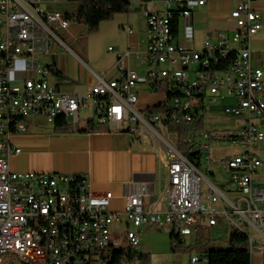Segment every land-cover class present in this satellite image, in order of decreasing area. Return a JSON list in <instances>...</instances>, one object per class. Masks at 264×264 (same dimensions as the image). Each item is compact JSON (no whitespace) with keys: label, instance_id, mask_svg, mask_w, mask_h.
<instances>
[{"label":"built area","instance_id":"obj_1","mask_svg":"<svg viewBox=\"0 0 264 264\" xmlns=\"http://www.w3.org/2000/svg\"><path fill=\"white\" fill-rule=\"evenodd\" d=\"M155 1L161 8L143 12L149 34L141 57L145 70L128 69L124 59L129 52L119 53L113 73L97 75L95 84L81 95L65 90L63 81L55 82L53 65L40 62L56 55L53 39L69 49L70 39L84 37L85 33L69 35L71 26L81 23H72L62 11L44 8L42 0H0V264H102L108 249H118L113 233L119 225L129 227L126 237L135 251L142 245L141 226H167L184 239L202 224L196 218L199 214L206 215L212 227L225 219L248 235L249 249L264 250V242L255 243L245 228L264 226V189L253 179L264 164L258 148L264 145V70L252 64L250 44L262 28V15L253 8V0L239 1L230 12L231 33L217 31L214 39H205L202 50H192L176 41L173 28L184 22L186 36L192 37L193 9L207 0ZM231 52L235 57L226 70L212 69ZM19 67L30 76L15 80ZM141 87L162 92L164 99L156 104L161 107L138 109ZM226 95H232L233 102L221 105V110L244 116L238 132L227 138L244 152L220 163L221 171L229 175L227 190L210 184L212 192L203 200L200 161L183 154L177 133L173 142L160 128L187 127L183 142L202 157L210 150L212 135L196 125L206 105L215 107ZM89 105L96 124L149 140L166 153V209H152L143 194L131 192L125 196L124 210L114 212L113 192L94 193L86 174L11 167L10 158L22 151L13 136L26 130L31 117L55 125L52 113L61 110V118L76 127L80 110ZM206 158L210 159L209 153ZM202 260L207 261L193 256L191 263Z\"/></svg>","mask_w":264,"mask_h":264},{"label":"crops","instance_id":"obj_2","mask_svg":"<svg viewBox=\"0 0 264 264\" xmlns=\"http://www.w3.org/2000/svg\"><path fill=\"white\" fill-rule=\"evenodd\" d=\"M239 1L242 0H207L204 5L196 6L190 20L193 36H186L184 22H181L176 41L188 49L202 50L205 39L207 37L214 39L217 31L231 33L234 24L230 12ZM41 5L46 9L59 10L65 14L77 8L76 3L65 0H42ZM252 6L262 15V28L251 37V59L255 67L264 70V0H253ZM159 8L161 4L155 0H131L129 12L116 13L112 19L101 23L99 32L103 31L118 45L116 53H110V58H98L96 51L90 52L83 42L86 34L82 38L70 39L69 49L56 51V55L50 60V64L63 75V77L54 75L56 78L53 80L63 81L62 86L68 92L84 95L95 84L97 75L113 73L119 59L118 54L127 52L129 55L124 59L126 67L143 72L146 63L141 57L149 38L148 24L143 12ZM128 28L132 30L129 31ZM86 30L87 27L84 24L72 25L69 35L85 33ZM230 45L233 49L237 48L235 43L231 42ZM90 58L93 62H90ZM104 62L107 66H102ZM30 74L28 70L19 67L14 72L15 80L19 81ZM156 94H161L162 99L152 105L146 103L147 97ZM163 99L162 92L141 87L137 108L144 110L155 106ZM34 118L38 119V117H31L27 122L26 130L13 136L14 145L22 149L19 154L10 158L11 167L14 170L86 174L94 193L113 192L111 210L114 212L124 210L125 196L131 192L143 194L152 209H166L167 185L162 181V176H167L168 184L167 157L166 153L152 142L135 139L130 133L115 131L106 124L98 125L94 121V116L84 119L80 116L76 127H73L70 132H55L54 126L49 130H43ZM160 130L168 137L170 132L166 128L161 127ZM259 149L264 162L263 151L261 147ZM212 176L215 182L210 184L227 190L229 175L221 178L212 173ZM253 179L256 186L264 189V164L256 171ZM229 196L233 200L234 195L230 193ZM207 197L208 195L205 200ZM147 226L151 225H143L139 229L143 247L146 243L143 241L142 232ZM202 226L203 223L196 228V235ZM209 227L224 231L228 238L232 228L225 219H220L216 226ZM245 228L255 243L264 242V226L258 230L246 224ZM140 252L149 255L148 261H150L149 252L146 250ZM251 253V264H264V250Z\"/></svg>","mask_w":264,"mask_h":264},{"label":"rangeland","instance_id":"obj_3","mask_svg":"<svg viewBox=\"0 0 264 264\" xmlns=\"http://www.w3.org/2000/svg\"><path fill=\"white\" fill-rule=\"evenodd\" d=\"M86 38L84 39L85 45L89 48L90 52L96 51L98 58H110V53L115 54L118 45L112 40L111 37L107 36L103 31L99 32L93 31L89 32L88 29L85 32ZM111 47L112 50H109ZM52 49L55 51H60L65 49L60 42L53 39ZM109 53V54H108ZM52 55H48L47 59H41V65H49ZM90 62H93L90 58ZM93 64V63H92ZM102 66H107L104 62ZM103 72V71H101ZM162 99L161 94L151 95L147 97V102L149 105L156 103L158 100ZM233 102L232 95H226L224 99L219 100L217 106L212 107L206 105L204 112L201 116V128L208 131L212 136L210 139V150H205L201 157L199 168L203 173L205 178H203L201 183V196L205 200L207 195L212 192L210 183L215 182V178L212 173L221 178L228 177L225 172L220 169V163L225 161V159L235 153H242L244 149L236 144L233 140H228L226 136L231 133L238 132L240 125L244 120V116L227 114L221 110L220 106ZM219 106V107H218ZM81 119L85 117L94 116L91 106L81 109L80 112ZM95 117V116H94ZM43 130H49L54 125L52 123H47L42 117L38 119L34 118ZM35 123V122H34ZM168 137L171 141H176V136L173 132L169 131ZM208 142V140H206ZM261 147L264 157V145ZM261 151V150H260ZM210 154V159L206 158L207 154ZM211 165L212 169L209 171L208 166ZM162 181L167 185V176H162ZM113 205L110 206V209ZM203 223V226L198 229V233H194L192 236L189 235L183 239V242L177 246L175 251L172 250L170 229L162 228V226H147L146 230L142 232V238L146 246L140 245L134 248L135 251H145L150 253V261L144 263L137 260H132L130 264H192L191 258L193 256H198L203 258L206 254V250L216 247L220 249H227L229 247L228 235L217 228H211L208 226V218L204 214H199L196 216ZM143 227L141 228V230ZM129 227L127 225H119L116 227L113 233L114 248H129L130 244L126 237ZM199 264H207L206 261L202 260Z\"/></svg>","mask_w":264,"mask_h":264},{"label":"trees","instance_id":"obj_4","mask_svg":"<svg viewBox=\"0 0 264 264\" xmlns=\"http://www.w3.org/2000/svg\"><path fill=\"white\" fill-rule=\"evenodd\" d=\"M77 4L75 11L66 13V18L72 23L84 24L89 32L97 31L103 21L110 20L116 13L129 12L131 8V0H65ZM179 29L175 24L173 28L174 37H178ZM235 52H231L225 59L217 65H212L213 70L224 71L228 68ZM52 72L57 77H63L62 73L55 67L50 66ZM168 91V98L171 97ZM161 105H155L148 109H158ZM196 128H201L200 124ZM73 126L69 125L65 119L61 117L56 119L54 125L55 132H70ZM168 130L177 133V142L180 150L191 161L199 162L201 153H191L190 146L183 142L188 128L185 126L169 125ZM228 136H226L227 138ZM229 138V137H228ZM172 250L175 251L177 246L183 242V239L171 231L170 233ZM229 247L227 249L210 248L206 250L207 264H251V251L249 249L248 235L233 226L229 232ZM149 255L142 252L133 251L131 248L108 249L107 254L103 258L102 264H122L127 260H137L139 262H148Z\"/></svg>","mask_w":264,"mask_h":264},{"label":"bare ground","instance_id":"obj_5","mask_svg":"<svg viewBox=\"0 0 264 264\" xmlns=\"http://www.w3.org/2000/svg\"><path fill=\"white\" fill-rule=\"evenodd\" d=\"M61 117V110H54L52 113V121H56L57 118ZM250 251H255L254 249H250Z\"/></svg>","mask_w":264,"mask_h":264}]
</instances>
